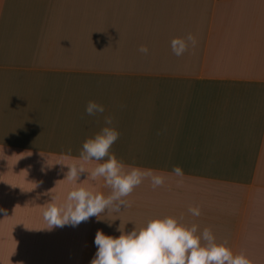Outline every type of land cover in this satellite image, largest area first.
<instances>
[{
  "label": "crops",
  "instance_id": "crops-1",
  "mask_svg": "<svg viewBox=\"0 0 264 264\" xmlns=\"http://www.w3.org/2000/svg\"><path fill=\"white\" fill-rule=\"evenodd\" d=\"M105 115L110 153L164 183L145 177L126 208L47 229L49 191L111 193L87 172L64 179ZM0 209V264H90L98 230L163 216L264 264V0H0Z\"/></svg>",
  "mask_w": 264,
  "mask_h": 264
},
{
  "label": "clouds",
  "instance_id": "clouds-1",
  "mask_svg": "<svg viewBox=\"0 0 264 264\" xmlns=\"http://www.w3.org/2000/svg\"><path fill=\"white\" fill-rule=\"evenodd\" d=\"M197 41L192 34L186 37H176L170 42L171 50L176 56H181ZM147 52L146 47L140 48ZM89 116L105 113V106L96 101H89L85 107ZM119 131L113 126V117L104 116V126L94 136L82 144L79 162L69 164L65 178L78 182L82 173L87 172L93 180L103 178L104 184L111 188L107 196L93 192L84 187H76L68 191L61 203H56L57 197L51 191L50 202L43 210V219L47 229L70 225L78 226L90 217L100 214L106 209L121 210L129 204L127 197L133 189L140 185L145 177H150L153 187L164 183V177L154 174L151 169H141L137 166H125L115 154L110 153L113 143L119 138ZM45 156V155H44ZM107 157L106 160L103 158ZM103 161L89 170L85 162L89 160ZM45 163L50 167L48 158ZM55 164L66 165L60 162ZM173 173L183 175L180 166H174ZM53 189V188H52ZM4 212V209H0ZM193 216L200 215L199 207L189 208ZM203 241V243H202ZM96 252L90 264H251L244 253L234 254L226 243H218L212 231L204 228L198 234V225L186 226L173 216H163L150 219L138 230L123 232L119 236L105 234L98 230L94 237Z\"/></svg>",
  "mask_w": 264,
  "mask_h": 264
}]
</instances>
